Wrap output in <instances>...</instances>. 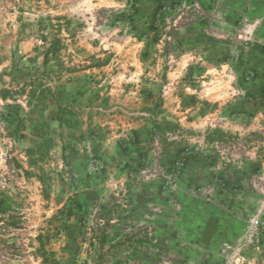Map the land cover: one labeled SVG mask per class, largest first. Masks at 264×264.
I'll list each match as a JSON object with an SVG mask.
<instances>
[{
    "label": "rangeland",
    "instance_id": "1",
    "mask_svg": "<svg viewBox=\"0 0 264 264\" xmlns=\"http://www.w3.org/2000/svg\"><path fill=\"white\" fill-rule=\"evenodd\" d=\"M93 1L0 0V264H177L172 244L179 233L180 203L188 206L187 212L198 203V215L207 214L208 205L228 204L225 211L233 222L225 230L240 236L264 199L256 187L259 165L227 160L253 142L233 135L218 148L209 147L206 155H181V129L174 121L155 125L140 171H129L123 186L115 188L110 178L86 175L85 167L96 172L99 164L88 161L84 145L64 125L68 75L89 63L107 62L104 76L125 70L132 75L135 68L123 58L127 61L147 45L151 52L167 49L156 43L162 45L165 35L172 40L177 36L175 28L166 27L176 25L179 16L161 14L170 9L185 12L180 24H200L202 32L213 30L205 24L223 22L218 14H207L201 0H107L117 6L98 11L91 9ZM57 3L63 5L62 14L55 10ZM222 4L216 0L214 7ZM151 10L159 11L153 17L155 31L152 17L146 16ZM25 40L33 44L30 54L20 48ZM92 53L104 60H93ZM152 64L144 63L143 72L155 71L158 79L165 67H176L162 60ZM188 82L202 89L199 79ZM104 116L114 119L110 113ZM249 140L263 143L264 136ZM216 231L212 222L207 224L210 244ZM239 236L221 244L235 243ZM261 246L264 249V232L245 252ZM219 255L223 261L222 249Z\"/></svg>",
    "mask_w": 264,
    "mask_h": 264
},
{
    "label": "crops",
    "instance_id": "2",
    "mask_svg": "<svg viewBox=\"0 0 264 264\" xmlns=\"http://www.w3.org/2000/svg\"><path fill=\"white\" fill-rule=\"evenodd\" d=\"M201 1L207 14H218L223 19V22L216 20L205 24L213 30L202 32L200 24L186 27L180 24V17L185 12L170 9L161 14L179 16L176 25L166 27V30L175 28L177 36L172 40L168 34L163 37L162 45L156 43L157 48L162 46L167 49L152 48L151 52L146 43L147 46L142 47L139 54L136 51L127 61L123 58L125 65L135 68L132 75L125 73L123 67V73L104 76L102 72L107 69L108 62L102 66L89 63L68 75L71 82H67L65 87L67 112L64 125L69 135L84 145L88 161L99 164L95 169L98 173L93 167H85L87 176L97 174L102 179L110 178L109 183H115V188L120 183L123 186L129 171H140L141 161L147 157L148 148L152 146L155 125L165 127L169 126L166 121H174L181 129V155L193 154L196 158L206 155L209 147L216 145L215 148H218L217 144L221 141L210 143L207 135L219 129L227 137L234 135L236 139L233 140L254 143L253 147H244V153L227 156V160L236 163L240 159L245 166L255 162L261 169L260 176L264 178V155H261L264 141L249 140L252 136H264V0H223L220 8L214 7L216 0ZM59 3L55 10L62 14L63 5L59 7ZM232 4L240 11H234ZM112 5L114 8L117 6L107 0H97L92 2L91 9L98 11ZM157 12H146L147 17H152L153 28L158 27L157 19L153 18ZM215 30L218 34L214 33ZM63 33L67 38L65 29ZM32 47L28 40L20 44L25 54H30ZM92 56L97 62L104 60L99 54L92 53ZM160 60L176 67H165L167 69L161 72V79L155 71L143 72L144 63L152 64ZM249 76L252 79L247 81ZM195 78L199 79L200 91L198 85H194L196 82H188ZM166 80L169 81L165 83ZM58 110L57 107L56 112ZM106 113L114 115V119L104 116ZM228 148L224 150L229 152ZM195 165L198 166L197 163ZM187 166L190 167L186 163ZM180 204L177 217L179 233L174 239L176 243L172 244L177 248L172 252L178 256L177 264H222L219 255V251L223 250L221 243L239 236V233L225 230L233 222V217L225 211L229 205L211 204L206 208L207 214L198 215V203H194L193 209L189 206L188 212V206ZM210 222L217 228L211 244L206 240L207 224ZM182 241L185 244L183 250ZM262 247L244 252L238 264H264Z\"/></svg>",
    "mask_w": 264,
    "mask_h": 264
},
{
    "label": "built area",
    "instance_id": "3",
    "mask_svg": "<svg viewBox=\"0 0 264 264\" xmlns=\"http://www.w3.org/2000/svg\"><path fill=\"white\" fill-rule=\"evenodd\" d=\"M252 79L248 77L247 81ZM235 142V140H233ZM238 146L239 142L236 143ZM235 144V145H236ZM264 194V178L258 177L257 186ZM264 232V199L259 204L253 214L247 219V226L235 243H225L223 245L222 264H238V259L249 246L257 245L260 242L261 234Z\"/></svg>",
    "mask_w": 264,
    "mask_h": 264
},
{
    "label": "trees",
    "instance_id": "4",
    "mask_svg": "<svg viewBox=\"0 0 264 264\" xmlns=\"http://www.w3.org/2000/svg\"><path fill=\"white\" fill-rule=\"evenodd\" d=\"M151 28H152L153 31H155V29H156V28H153L152 26H151ZM102 65H103L102 63H99V64L94 65V66H102ZM226 137H227V134L223 133L219 129H216V130L212 131L211 133H209L207 135V140H208V142L211 143V142H214V141H224L227 138H229V139L231 138V137H227V138ZM40 180H41V182L44 183L43 178H41ZM45 198L48 199L49 198V195L48 194H45ZM39 238H41V235L39 236ZM41 248H44V246L42 244H41Z\"/></svg>",
    "mask_w": 264,
    "mask_h": 264
}]
</instances>
